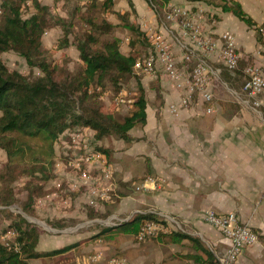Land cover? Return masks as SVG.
<instances>
[{"label": "crops", "instance_id": "1", "mask_svg": "<svg viewBox=\"0 0 264 264\" xmlns=\"http://www.w3.org/2000/svg\"><path fill=\"white\" fill-rule=\"evenodd\" d=\"M224 1L227 0L169 2L194 12L202 10L206 26L212 27L218 35L230 32L235 37L240 56L237 71L230 72L214 58L208 59L217 71L212 80L215 110L207 113L208 105L198 98L187 108H181L183 93L173 88L162 71L157 70L152 76L134 68V75L139 77L145 94L146 121L130 130L129 135L134 139L131 142L111 136L97 141L100 147L109 150L106 155L117 171V177L115 194L109 205L95 211L108 213L107 220L114 219L117 224L143 210L182 231L186 227L194 232L191 235L202 239L205 233L202 230L207 229L203 219L206 211L218 214L235 212L259 234V242L241 255L238 264H262L264 92L253 99L243 91V85L249 69L264 73V46L258 34V27L264 23V0H234L253 21L252 26L232 13L224 12L221 7ZM131 2L136 10L134 21L145 33L148 29L162 33L171 43L180 66L186 52L185 42L179 38L176 25L164 21L166 5L158 13L146 0ZM127 6L123 5V8L127 9ZM139 50H142L140 54L146 55L147 48L140 47ZM256 101L260 102L259 107L254 105ZM171 105H177L179 111L172 113ZM149 172L158 177L156 189L149 185L150 189L129 191L128 182ZM77 203L80 205L79 201ZM76 208L75 212L60 215H54L48 208L42 214L49 219L87 217L85 210L81 213L79 207ZM92 222L87 220L86 223ZM97 222L104 221L98 219ZM51 231V235H40L37 252L48 253L78 245L57 256L29 260L28 264H111L112 258L124 259L128 264H144L141 257L133 260L120 242L117 245L109 240L86 241L99 232L96 229L82 233L54 228ZM216 246L219 255H224L228 242L221 236ZM99 253L103 254V259L93 261L92 257Z\"/></svg>", "mask_w": 264, "mask_h": 264}, {"label": "trees", "instance_id": "2", "mask_svg": "<svg viewBox=\"0 0 264 264\" xmlns=\"http://www.w3.org/2000/svg\"><path fill=\"white\" fill-rule=\"evenodd\" d=\"M31 1L35 12L28 18L22 17V5ZM171 0H146L152 9L160 8ZM88 13L83 15L86 29L70 42V30L64 19L54 20L49 7L39 0H2L0 21V55L16 52L25 59L28 68H37L40 75L23 74L10 70L0 59V149L6 153V163L0 167V210L10 219L7 229L17 233L21 251H8L0 240V264H28L29 260L41 257H53L65 253L77 245L68 246L48 253L37 252L41 235L39 226L9 207L14 203L13 184L26 179L27 198L23 204V214L33 215L37 211V202L47 193V183L55 178L54 143L67 129L87 127L95 131V140L101 141L110 135H116L126 142L134 139L129 132L137 124L146 121V100L144 90L138 79V94L134 97V110L123 123L113 114L104 113L100 107L102 88L109 83L119 91L123 82L134 75V68L152 53L147 34L135 21H130L128 12L118 14L123 27L128 30L131 54L121 51V40L108 39L117 25L106 19L97 21L96 9L103 13L113 10L116 0H89ZM133 8V3L128 0ZM224 12H230L238 19L252 26L253 21L234 0L224 1ZM135 14V11H134ZM55 28L62 29L64 38L59 49L74 44L79 52L81 67L71 72L66 67L50 63L44 56L42 39L44 33ZM143 47L146 55L140 54ZM151 50V51H150ZM105 153L106 150L102 149ZM36 186V187H34ZM109 201L106 202V205ZM25 214V215H26ZM92 226L99 232L86 241H111L120 235L137 236L148 223L160 224L161 219L153 213H136L128 221L116 225H104L109 216L94 209L87 212ZM54 229H64L67 218L50 219ZM91 226V227H92ZM257 232V231H256ZM258 233V232H257ZM172 241L197 240L187 234L171 233ZM208 259L200 263L218 264L211 253ZM198 260H201L198 258Z\"/></svg>", "mask_w": 264, "mask_h": 264}, {"label": "built area", "instance_id": "3", "mask_svg": "<svg viewBox=\"0 0 264 264\" xmlns=\"http://www.w3.org/2000/svg\"><path fill=\"white\" fill-rule=\"evenodd\" d=\"M202 13V10L194 12L179 4H167L164 21L175 24L179 38L185 42L186 52L180 66L169 40L162 33L148 29L146 34L153 50L135 68L152 76L157 70L162 71L173 88L183 93L181 108H187L198 98L208 105L206 111L210 114L215 110L212 80L217 76V71L208 63V59L214 58L228 71L235 72L239 68L240 56L234 35L230 32L216 34L212 27L206 26ZM258 34L264 46V23L258 27ZM44 35H48V32ZM243 91L253 99L263 93L264 73L258 69H249ZM118 101L120 104H131L134 100L126 99L121 93ZM254 105L259 107L260 102L256 101ZM170 111L177 113L179 107L171 105ZM54 147L55 178L48 184L44 197L38 200L37 209L50 208L54 215H60L79 204L77 201L88 209L97 210L105 206L115 191L117 171L95 140V131L87 127L67 129L55 140ZM149 185L156 189L157 180H146L136 190L150 189ZM203 219L228 242L226 253L216 255L218 264H238L243 252L259 242V234L235 212L218 214L206 211ZM105 223L116 225L114 219ZM157 231L167 232V228L161 224L148 223L138 233L137 239L143 242ZM17 238L16 232L8 231L0 240L8 251L20 253L21 245ZM102 259V253L92 257L93 261ZM110 263L128 264L124 259L116 258H112Z\"/></svg>", "mask_w": 264, "mask_h": 264}, {"label": "rangeland", "instance_id": "4", "mask_svg": "<svg viewBox=\"0 0 264 264\" xmlns=\"http://www.w3.org/2000/svg\"><path fill=\"white\" fill-rule=\"evenodd\" d=\"M101 1V0H100ZM41 5L49 7V13L52 19H64L68 24V29L70 30V42H74L76 36H79L84 29H86V25L84 22L83 15L88 13L87 9L90 5L89 0H39ZM2 0H0V5ZM127 6L126 8H123ZM160 10V9H159ZM1 11V8H0ZM136 10L131 8L128 4V0H116L115 6L112 11L103 13L101 9H96L94 16L98 22L103 19L108 20L109 22L117 25L115 30L112 33V36L108 37V39L114 38L121 40V51L124 54H131L132 48L129 45V41H127L128 37L130 36L127 29L123 27L122 19L118 16V14H123L128 12L130 15V21L135 20ZM22 17L28 18L34 12L33 4L31 1H28L22 5ZM161 12V11H160ZM163 13V11H162ZM0 21H1V13H0ZM48 35H44L42 39V49L45 52L44 56L46 59L52 63L57 64L60 66L66 67L69 71L74 72L80 69L81 61L79 59V52L76 49L74 44H71L68 47L59 49L58 45L64 38L65 34L63 33L62 29L55 28L52 30H48ZM130 38V37H129ZM0 59L2 62L10 69L16 70L23 74H33V76L37 77L40 75V72L37 68L31 71L25 59H23L20 55L16 52L10 51L0 55ZM138 76H132L127 78L119 91H116L113 86L109 83H105L104 88H102V95L100 98V107L104 113L113 114L116 120L120 123H123L125 118L130 116V114L134 110V101L126 104H120L119 98L121 97V93L124 94L126 99H135L134 97L138 94ZM119 104V105H117ZM114 139L119 138L116 135H110ZM101 149H103L101 147ZM109 151V150H106ZM7 157L5 151L0 149V167L6 163ZM158 177L150 175V172L145 175H138L136 178L131 180L127 183L128 189L131 192H137L136 188L139 186L140 183H144L146 180H157ZM26 180V179H25ZM24 179L13 184V193H14V203L9 209L16 213L20 214L24 217L22 210L23 204L27 198V184ZM47 183L45 189H48ZM36 187V186H34ZM146 192V191H144ZM115 193H113L114 195ZM109 205V204H108ZM76 207H79V211L81 213L88 212V208H86L82 202L80 205H76L68 210L66 213H72L78 210ZM108 207V206H107ZM0 210L3 208L0 207ZM38 210V209H37ZM39 211V212H38ZM34 212L33 215L26 214L29 218H32L34 224L39 226L41 234H53L51 228H53V224L56 222H51L48 216H45L44 213L42 214V210H38ZM141 213H147L146 211L141 210ZM84 216V215H83ZM88 217V216H87ZM86 216L85 217H78V218H68L66 228L61 230L75 232H84L90 229L98 228L100 225L92 226V223H86L89 220ZM31 219V220H32ZM30 221L29 219H27ZM35 220V221H34ZM107 221L104 220L103 223ZM162 221V220H161ZM10 219L5 215V213L0 212V237L4 235V230L7 229L9 225ZM167 228V232H160L157 231L154 236L147 238L145 241L141 242L138 241L137 236L133 235H120L116 239L111 240L112 243L117 244L120 242L119 245L123 244L126 250V253L133 259L139 260L140 257L144 259V264H198L200 261H204L208 259V254L211 253L216 258V255L220 254L219 248L216 246V241L220 240L221 235L218 233L217 230L212 228L211 226L204 224V227L207 229H203L204 233L203 239L200 238L198 235H191L190 233H194L192 230L187 229L186 227L183 228V231L178 229L172 224H169L167 221H162L160 223ZM92 226V227H91ZM75 229V230H74ZM59 230V229H57ZM180 233V234H187L197 240V242L191 240H175L172 241L171 233ZM219 234V235H218ZM219 237V239H218ZM219 245V244H218ZM249 249V248H247ZM246 249V250H247ZM120 251V249H117ZM245 250V251H246ZM262 250V249H261ZM244 251V252H245ZM243 252V253H244ZM261 251L259 250V254ZM117 255H122L117 253ZM200 258L201 260H198ZM261 264V263H260ZM264 264V261L263 263Z\"/></svg>", "mask_w": 264, "mask_h": 264}, {"label": "water", "instance_id": "5", "mask_svg": "<svg viewBox=\"0 0 264 264\" xmlns=\"http://www.w3.org/2000/svg\"><path fill=\"white\" fill-rule=\"evenodd\" d=\"M25 218L29 219L30 221H33L32 218H29L27 215L23 214ZM32 219V220H31ZM35 221V220H34Z\"/></svg>", "mask_w": 264, "mask_h": 264}]
</instances>
